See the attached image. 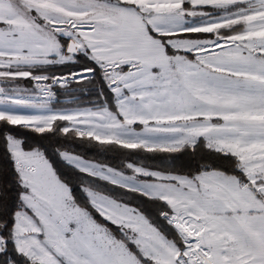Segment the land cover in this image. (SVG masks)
Returning <instances> with one entry per match:
<instances>
[{
    "label": "snow or ice",
    "instance_id": "snow-or-ice-1",
    "mask_svg": "<svg viewBox=\"0 0 264 264\" xmlns=\"http://www.w3.org/2000/svg\"><path fill=\"white\" fill-rule=\"evenodd\" d=\"M0 264H264V0H0Z\"/></svg>",
    "mask_w": 264,
    "mask_h": 264
},
{
    "label": "trees",
    "instance_id": "trees-1",
    "mask_svg": "<svg viewBox=\"0 0 264 264\" xmlns=\"http://www.w3.org/2000/svg\"><path fill=\"white\" fill-rule=\"evenodd\" d=\"M86 66H87L86 62L85 61H81L80 64L74 65V66H72V68H73V70H76V69H78L80 67H86ZM68 70H69L68 68H65L63 70V72H66ZM73 86L74 87H80L78 85H73ZM84 86L91 87L90 85H84ZM61 92H62V90H61ZM79 95H80V93H79ZM79 100H81L84 103H87L88 97L80 96ZM30 135H36V134H31L30 133ZM47 135L51 136V134H47ZM57 139H58L57 137H52L50 140L44 141V143L46 145H48V153L50 155L57 148L60 147V145L56 143ZM72 150L74 152H77V153H79L81 155L86 156L89 159L102 160V161L107 162V163H113L114 162V158L118 155V153L117 152H114V151H107V152H105L103 149H100V148L96 147L94 144H90V145H79V142H77V145L76 146H73ZM52 159L54 161L57 160V158L55 156H52ZM148 163L155 164L156 166L163 167V166L169 165L171 163V161L170 160H166V161H164L163 164H161V161H159V160H157V161H148ZM56 166L59 168V170L61 172L69 173V169L67 167H64V166L60 165L58 162L56 163ZM76 183H77V180L75 179V177H73V185L75 186Z\"/></svg>",
    "mask_w": 264,
    "mask_h": 264
},
{
    "label": "rangeland",
    "instance_id": "rangeland-1",
    "mask_svg": "<svg viewBox=\"0 0 264 264\" xmlns=\"http://www.w3.org/2000/svg\"><path fill=\"white\" fill-rule=\"evenodd\" d=\"M65 68H56V69H52V71L55 72H63ZM78 89V87H74L73 86V90L76 92V99L79 100L80 96L79 93L76 91ZM63 91V90H62ZM92 99H94V96L92 97ZM60 103L59 105H57V107L59 106H72L74 103V100L72 97L68 96L67 94H63L59 97Z\"/></svg>",
    "mask_w": 264,
    "mask_h": 264
}]
</instances>
